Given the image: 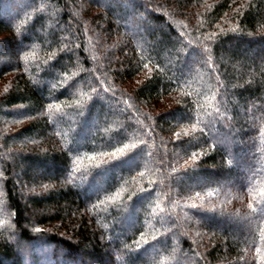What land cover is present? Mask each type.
Segmentation results:
<instances>
[{
  "label": "trees",
  "instance_id": "trees-1",
  "mask_svg": "<svg viewBox=\"0 0 264 264\" xmlns=\"http://www.w3.org/2000/svg\"><path fill=\"white\" fill-rule=\"evenodd\" d=\"M100 1L0 0V264H264V0Z\"/></svg>",
  "mask_w": 264,
  "mask_h": 264
},
{
  "label": "rangeland",
  "instance_id": "rangeland-1",
  "mask_svg": "<svg viewBox=\"0 0 264 264\" xmlns=\"http://www.w3.org/2000/svg\"><path fill=\"white\" fill-rule=\"evenodd\" d=\"M91 1H96V2H101L100 0H91ZM119 1H122V0H119ZM102 2H104L103 4L104 5H106V7L107 8H110L111 7V5H109L106 1H102ZM115 3H116V5L117 6H119L120 4H119V2H118V0H116L115 1ZM143 15H145L146 14V12L145 11H143ZM127 19L125 18V17H123V16H118L117 15V19H116V21L117 22H119L120 24H126L127 25V21H126ZM161 27H157V29H160ZM131 32V31H130ZM243 46V45H242ZM245 46H243L241 49H244L245 50ZM262 48H264V45L263 46H261V48L260 49H251L250 51H248V50H246V54H247V59L248 60H254L255 62H256V60H260V58L264 55V50H262ZM167 52H168V55L167 56H165L164 57V59L166 60V61H169V59L171 58V54H176L177 53V51H176V49H175V51L174 50H171V49H169V50H167ZM245 54V55H246ZM262 54V55H261ZM7 61H10L9 60V58H5V59H2L1 61H0V64H3V63H6ZM193 62H194V60H191L190 62H188L187 64H184V65H181V66H178V70H177V74L179 75V76H181V75H183L184 73H186L188 70H189V67H191L192 65H193ZM104 99L105 100H108L109 101V99L107 98V97H104ZM95 115H97V116H101V113H99V112H96V113H94V116ZM63 123L64 124H69V120L68 119H65V120H63ZM90 130H91V128H90ZM70 140L72 141V147L74 148V147H77L78 146V144L80 143V142H82V140L80 141V140H76V138L74 137V134L73 133H71V138H70ZM230 146H232V148H235V149H238V150H240V148H238L237 147V141L236 140H234L233 142H232V144H230ZM250 170V169H249ZM42 174V172H40V171H37V172H35V175L36 176H39V175H41ZM48 175H50V176H52V171H49L48 172ZM233 179H234V177H233ZM232 179V180H233ZM231 179L229 180L230 182L232 181ZM76 188H78V190H79V192H76L77 194H78V196L80 195V196H82V197H87L88 196V193H87V191H84L83 189H82V183H78V182H76ZM234 187H236V188H239L240 187V185H235ZM141 204V202L140 203H138L137 204V206L138 205H140ZM262 209H260V214H261V211ZM210 218L211 217H205V218H201L200 220H202V221H207V220H210ZM214 219H215V217H214ZM235 220V221H234ZM216 221H217V223H216V227L219 229V230H224V229H226L229 225H230V230L232 231V232H234V234H237V235H243V236H245V235H247L246 233H247V230H248V227L250 226V224L246 221V220H244V219H242V218H217L216 219ZM234 221V222H233ZM122 232H125V229L122 231ZM114 235H116V233L114 234ZM164 244V243H163ZM150 255H152V252H150L148 255H147V258L148 257H150Z\"/></svg>",
  "mask_w": 264,
  "mask_h": 264
},
{
  "label": "snow or ice",
  "instance_id": "snow-or-ice-1",
  "mask_svg": "<svg viewBox=\"0 0 264 264\" xmlns=\"http://www.w3.org/2000/svg\"><path fill=\"white\" fill-rule=\"evenodd\" d=\"M261 192L264 193V189H261Z\"/></svg>",
  "mask_w": 264,
  "mask_h": 264
}]
</instances>
